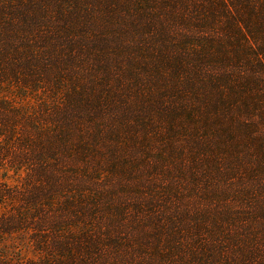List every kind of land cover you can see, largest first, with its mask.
Listing matches in <instances>:
<instances>
[{"label": "trees", "instance_id": "obj_1", "mask_svg": "<svg viewBox=\"0 0 264 264\" xmlns=\"http://www.w3.org/2000/svg\"><path fill=\"white\" fill-rule=\"evenodd\" d=\"M0 264H264V0H0Z\"/></svg>", "mask_w": 264, "mask_h": 264}, {"label": "rangeland", "instance_id": "obj_2", "mask_svg": "<svg viewBox=\"0 0 264 264\" xmlns=\"http://www.w3.org/2000/svg\"><path fill=\"white\" fill-rule=\"evenodd\" d=\"M0 250L6 256L20 259H35L39 255L27 236L20 233L5 235L0 241Z\"/></svg>", "mask_w": 264, "mask_h": 264}]
</instances>
